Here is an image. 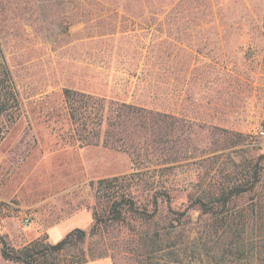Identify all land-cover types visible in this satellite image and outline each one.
<instances>
[{"label": "rangeland", "instance_id": "374dc122", "mask_svg": "<svg viewBox=\"0 0 264 264\" xmlns=\"http://www.w3.org/2000/svg\"><path fill=\"white\" fill-rule=\"evenodd\" d=\"M0 43L16 96L0 114V264L2 241L21 249L89 231L103 213L94 182L134 173L137 203L169 238L147 248L133 219L101 227L54 263L236 264L224 255L219 220L217 258L199 238L209 213H232L245 228V264L264 251V0H0ZM74 88L185 116V130L156 141L148 157L103 145L80 146L70 130L64 89ZM233 186L247 192L217 205ZM16 202L12 210L7 202ZM4 209L6 211H4ZM221 217V216H219ZM27 218L29 223L24 224ZM186 229L187 242L178 230ZM230 238H234L231 234ZM196 240L199 250L190 244ZM253 262V263H252Z\"/></svg>", "mask_w": 264, "mask_h": 264}, {"label": "trees", "instance_id": "16d2710c", "mask_svg": "<svg viewBox=\"0 0 264 264\" xmlns=\"http://www.w3.org/2000/svg\"><path fill=\"white\" fill-rule=\"evenodd\" d=\"M63 93L70 130L81 147L103 145L119 149L129 153L135 164L139 163L143 156L148 157L153 153L151 146L154 142L157 140L165 142L172 134V130H185L188 126L185 116L147 103L129 102L74 88H65ZM15 96L14 79L0 43V114L9 110L7 102ZM134 184V173L98 179L94 182V188L98 201L104 202L103 213L98 214L95 210V223L89 231L75 228L54 244H47L37 239L21 249L11 247L3 240V257L24 264H61L54 263L47 257L64 253L72 245L84 242L88 236L97 234L102 226L121 225L131 219L149 225L135 232L140 235L141 243L147 248L153 247L157 239L169 238L174 234V229L166 225L160 231L161 228L157 224L175 216L161 212L147 214L135 199L132 189ZM247 190L245 187L233 186L228 193L222 192L217 198V205L226 206L235 202ZM196 203L199 208L209 213L199 235L202 248L207 251L209 259L217 258L215 238L219 231L220 218L223 220L222 228L226 239L223 247L224 255L230 256L236 264L248 262L249 260L246 259L250 250L254 252V246L249 242L250 237L245 234L247 229L232 225V222L236 221V216L229 212H222L220 215L221 212L202 200H197ZM185 231L184 228L175 233L176 236L179 233L184 238L182 243L188 240ZM231 234L234 238H230ZM189 246L194 251L199 250V243L196 240ZM80 255L81 257L69 259L64 264L86 261L84 253ZM258 264H264V251L263 256L259 257Z\"/></svg>", "mask_w": 264, "mask_h": 264}, {"label": "built area", "instance_id": "2783aa9c", "mask_svg": "<svg viewBox=\"0 0 264 264\" xmlns=\"http://www.w3.org/2000/svg\"><path fill=\"white\" fill-rule=\"evenodd\" d=\"M2 201H3V200L0 198V202H2ZM7 206H11V207H12V210H8V209H7V211H11V212L14 210V207H15V208L18 207V205L16 204V202H13V201H12V202H10V201L7 202ZM4 211H6V210L4 209ZM1 212H2V208H1V205H0V213H1ZM28 223H29V220H28L27 218H25V219H24V224L27 225Z\"/></svg>", "mask_w": 264, "mask_h": 264}]
</instances>
